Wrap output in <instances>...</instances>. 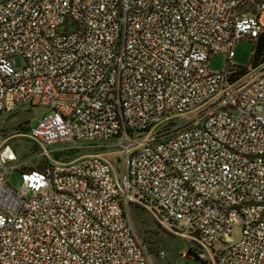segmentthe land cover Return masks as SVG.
I'll list each match as a JSON object with an SVG mask.
<instances>
[{"label":"built area","instance_id":"built-area-1","mask_svg":"<svg viewBox=\"0 0 264 264\" xmlns=\"http://www.w3.org/2000/svg\"><path fill=\"white\" fill-rule=\"evenodd\" d=\"M263 33L264 0H0V115L50 109L0 131V264H151L129 190L189 223L202 258L264 264V61L232 63ZM59 143L115 145L120 177Z\"/></svg>","mask_w":264,"mask_h":264},{"label":"rangeland","instance_id":"rangeland-1","mask_svg":"<svg viewBox=\"0 0 264 264\" xmlns=\"http://www.w3.org/2000/svg\"><path fill=\"white\" fill-rule=\"evenodd\" d=\"M254 42L248 37H242L236 40L234 44V56L232 63L240 66L250 64L253 53ZM226 57L223 51L215 52L209 55L207 59V69L218 71L226 64ZM50 112L47 106L24 104L17 110L2 113L0 115V131L4 129L5 134H10L19 130H23L27 125L32 126L43 116ZM185 118L180 117L175 124H182ZM139 135V137H141ZM12 143L21 144L18 149L22 160L28 161L31 165L36 164L38 157L35 152L28 150L31 148L29 142L25 138L13 137ZM62 144H56L53 148L58 149L59 159L72 158L81 154H100L109 160L113 166V172L116 177H120L122 169L121 156L118 148L113 144L90 145L87 143L78 144L77 147H64ZM9 183L18 187L21 183L18 171H10L8 173ZM132 200L127 205V211L131 219L132 226L136 234L147 245L150 252L151 264H213L211 253L204 251L202 258L197 253V247L192 239L194 236L193 227L183 220H171L155 206L150 200L137 193L129 190ZM241 227L233 225L230 235L234 240H238ZM214 248H218L215 244ZM164 250V255L159 256L158 251ZM212 260V262H211Z\"/></svg>","mask_w":264,"mask_h":264},{"label":"trees","instance_id":"trees-1","mask_svg":"<svg viewBox=\"0 0 264 264\" xmlns=\"http://www.w3.org/2000/svg\"><path fill=\"white\" fill-rule=\"evenodd\" d=\"M263 61H264V33L259 37L258 41L254 44L253 53L250 62L253 63V65H257Z\"/></svg>","mask_w":264,"mask_h":264}]
</instances>
